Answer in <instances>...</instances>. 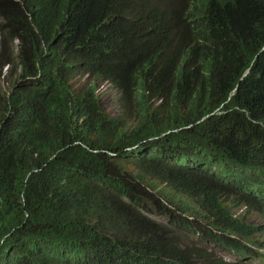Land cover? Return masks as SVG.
Returning <instances> with one entry per match:
<instances>
[{
    "label": "trees",
    "instance_id": "1",
    "mask_svg": "<svg viewBox=\"0 0 264 264\" xmlns=\"http://www.w3.org/2000/svg\"><path fill=\"white\" fill-rule=\"evenodd\" d=\"M17 1L0 24V264H225L180 233L247 235L224 194L264 176V0Z\"/></svg>",
    "mask_w": 264,
    "mask_h": 264
},
{
    "label": "clouds",
    "instance_id": "2",
    "mask_svg": "<svg viewBox=\"0 0 264 264\" xmlns=\"http://www.w3.org/2000/svg\"><path fill=\"white\" fill-rule=\"evenodd\" d=\"M11 1L13 3L20 4L17 0H0V24L2 23L1 12L3 9L7 8V2ZM100 7L110 8L112 7L116 0H95ZM75 6L83 7L88 13L93 11L92 3L85 2L84 0H56V3H53L49 6L48 11L53 14H61L63 12H69L71 8ZM28 20L31 21L32 16L30 13L26 12ZM34 31L37 32V29L33 26ZM52 29L49 27L46 29L42 27V31H47ZM1 40V33H0ZM19 43L20 40L14 39L10 44V49L13 51L14 55L19 53ZM1 50V46H0ZM4 72L8 71V65L4 66ZM21 72V66L18 69V72ZM101 92V91H99ZM110 93V95L116 96V101L114 102L115 108L112 109L111 105L108 103V107L112 109L111 115L118 116V94L110 89L106 90L104 94ZM109 95V94H108ZM245 181L242 183L241 187H244L248 190L235 189V193L224 194L231 198V200L226 199L224 208L229 214L224 215V217L230 221H238L241 225L245 226L247 229V235H242L240 233H223L224 237L232 240V243L220 244L211 243L209 241L199 240L198 236L186 234L181 231L185 236H192L196 238L195 243L192 242L191 245H196L199 249L203 250L204 255L210 258L211 260L218 258L223 261L225 264H264V176L258 173H246ZM252 185H256L252 188ZM154 220V219H153ZM155 221V220H154ZM160 223V222H159ZM163 224V223H161ZM166 225V224H164ZM217 250L222 251L224 255L218 254ZM228 256V257H226Z\"/></svg>",
    "mask_w": 264,
    "mask_h": 264
},
{
    "label": "rangeland",
    "instance_id": "3",
    "mask_svg": "<svg viewBox=\"0 0 264 264\" xmlns=\"http://www.w3.org/2000/svg\"><path fill=\"white\" fill-rule=\"evenodd\" d=\"M4 71H5V68L3 70L0 69V90L6 88V84L4 82V79L6 78L8 71L7 72H4ZM81 83H83V81H81ZM104 92L105 91H103L102 93L100 92V94H99V96H101V100H103L105 102H108L111 105V108L114 109L115 108L114 102L116 101V96L115 95H110V93L104 94ZM111 108L108 107V111L110 113H112V109ZM225 197H226V199L231 200V198H228L226 195H225ZM147 216L150 219H154L157 222H160V223H163V224H167L168 223L167 220L162 219L160 217H156L155 215H147ZM189 219H192V218H189ZM180 236H181L183 242L185 244L189 245V246H192L191 245L192 242L195 243V241H196V238H193L192 236H185L182 233H180ZM217 253L225 256V254L222 251H220V250H217ZM226 257H228V256H226Z\"/></svg>",
    "mask_w": 264,
    "mask_h": 264
},
{
    "label": "water",
    "instance_id": "4",
    "mask_svg": "<svg viewBox=\"0 0 264 264\" xmlns=\"http://www.w3.org/2000/svg\"><path fill=\"white\" fill-rule=\"evenodd\" d=\"M247 74V73H246ZM246 74H244V76H246Z\"/></svg>",
    "mask_w": 264,
    "mask_h": 264
}]
</instances>
